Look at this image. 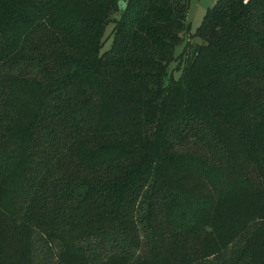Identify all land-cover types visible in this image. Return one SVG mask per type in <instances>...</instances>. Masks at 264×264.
I'll return each mask as SVG.
<instances>
[{
	"label": "trees",
	"instance_id": "16d2710c",
	"mask_svg": "<svg viewBox=\"0 0 264 264\" xmlns=\"http://www.w3.org/2000/svg\"><path fill=\"white\" fill-rule=\"evenodd\" d=\"M244 1L185 46L191 0H0V264H264V0Z\"/></svg>",
	"mask_w": 264,
	"mask_h": 264
},
{
	"label": "rangeland",
	"instance_id": "374dc122",
	"mask_svg": "<svg viewBox=\"0 0 264 264\" xmlns=\"http://www.w3.org/2000/svg\"><path fill=\"white\" fill-rule=\"evenodd\" d=\"M218 0H191L190 10L188 14V21L191 24V31L185 41L186 44L196 45L201 43L202 41L195 36L197 29L203 23V20L207 14V11L212 8ZM114 25H110L106 30V45L103 48V51L108 50L110 48L112 42V32ZM177 65L175 64L173 67L175 68ZM180 73L176 72L175 76L178 78Z\"/></svg>",
	"mask_w": 264,
	"mask_h": 264
},
{
	"label": "built area",
	"instance_id": "2783aa9c",
	"mask_svg": "<svg viewBox=\"0 0 264 264\" xmlns=\"http://www.w3.org/2000/svg\"><path fill=\"white\" fill-rule=\"evenodd\" d=\"M250 0H245L244 3L247 4Z\"/></svg>",
	"mask_w": 264,
	"mask_h": 264
},
{
	"label": "water",
	"instance_id": "95a60500",
	"mask_svg": "<svg viewBox=\"0 0 264 264\" xmlns=\"http://www.w3.org/2000/svg\"><path fill=\"white\" fill-rule=\"evenodd\" d=\"M123 2H126L127 0H122Z\"/></svg>",
	"mask_w": 264,
	"mask_h": 264
}]
</instances>
